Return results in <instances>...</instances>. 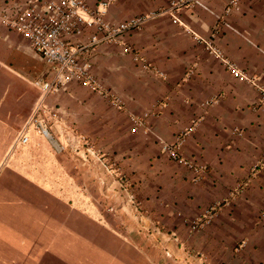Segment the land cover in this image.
<instances>
[{
    "label": "crops",
    "instance_id": "0c3cea01",
    "mask_svg": "<svg viewBox=\"0 0 264 264\" xmlns=\"http://www.w3.org/2000/svg\"><path fill=\"white\" fill-rule=\"evenodd\" d=\"M25 1L0 0V8ZM174 1L117 0L107 20L123 22ZM230 1L203 0L180 16L197 35L211 39ZM237 1L214 44L264 85V0ZM88 3L95 6L96 0ZM123 41L101 45L93 59L95 76L123 100V110L77 83L47 96L45 104L59 113L51 120L59 144L84 137L130 179L144 209L141 222L121 210L111 212L121 207L119 188L96 156L82 151L81 161L70 148L58 152L33 130L28 144L17 142L41 98L33 82L48 66L23 35L0 23V175L6 173L0 187V264H173L160 262L161 251L147 236L156 225L177 233L211 264H264V167L255 170L264 155L259 90L232 76L169 16ZM135 54L162 76L144 70ZM146 113L147 128L133 132L131 118ZM186 132L183 157L208 168L199 182L161 150V141L173 144ZM78 160L91 184L76 181ZM92 187L96 198L87 194ZM212 205H219L213 222L192 230V221ZM139 223L147 235L139 234Z\"/></svg>",
    "mask_w": 264,
    "mask_h": 264
},
{
    "label": "built area",
    "instance_id": "2783aa9c",
    "mask_svg": "<svg viewBox=\"0 0 264 264\" xmlns=\"http://www.w3.org/2000/svg\"><path fill=\"white\" fill-rule=\"evenodd\" d=\"M116 1L96 0L95 6H91L88 0H27L15 5L5 4L3 8H0V23L10 31L23 35L29 41L35 54L48 66L47 72L33 82V85L41 92V98L18 134L19 144H28L30 131L33 130L49 139L58 152H64L67 148L75 151L83 149L86 153L96 156L103 167L111 172L105 160L94 151L84 137H78L77 143H69L67 146L59 144L54 139L51 120H57L59 113L45 104V98L65 92L71 84L77 83L108 99L116 109L123 110L125 106L123 100L112 90L104 87L95 76L94 55L101 45L123 44L125 35L139 31L148 22L163 16L171 17L174 24L182 26L189 34L203 42L206 50L219 58L232 76L257 88L260 93L259 105L264 107V85L240 70L214 44V38L218 34L222 21L238 9L237 0H231L228 3L224 15L219 20L220 23L215 28L213 39H203L197 35L183 23L180 16L183 11L193 8L203 0H175L169 6L153 13L136 16L119 23H111L107 20V13ZM126 48L127 51L132 50L128 46ZM134 60L141 64L144 70H154L162 76V73L147 64L139 54H135ZM213 103L212 100L204 103L203 106L207 107ZM149 116V113L133 116L131 118L132 131L138 132L146 129ZM195 126L196 122L193 128ZM186 134L187 132L180 135L173 144L161 141V149L171 160L192 171L194 182H199L204 179L208 168L183 157L182 147ZM261 167H264V155L257 162L255 170ZM218 209L219 205H212L205 209L202 215L192 223L193 229H201L210 225ZM167 255L171 256L169 252Z\"/></svg>",
    "mask_w": 264,
    "mask_h": 264
},
{
    "label": "rangeland",
    "instance_id": "374dc122",
    "mask_svg": "<svg viewBox=\"0 0 264 264\" xmlns=\"http://www.w3.org/2000/svg\"><path fill=\"white\" fill-rule=\"evenodd\" d=\"M32 133H33V131H31L30 134H32ZM88 144L92 148L93 147L95 148L94 144H90L89 142H88ZM70 149L72 152H74L75 157L80 158L78 156H79V153L82 152L83 149L80 151H75L72 148H70ZM89 155H91V154H89ZM80 160H81V158H80ZM80 160H78L76 162L77 166L74 168V170L79 173L76 181L91 184V181H89V179H91V178H89L90 176H84L85 174H83V175L81 174L82 169H80V168H82V166H81L80 162L82 160L81 161ZM105 162H106L107 166L111 169V172H108L103 167V165H102V167L104 168V170L109 175H111L113 178H115V181H116L118 188H119V191L117 188L115 189V191L118 192V194L120 195V201H118V203H120L119 205H121V207L120 208H112V209H110L111 212H113V213L117 212L119 214L120 210H121L122 214L131 215L132 217L135 218V220L137 222H141L140 219L144 215V209L142 208L140 201L137 199L136 190H135V188L133 189V186H134L133 183L130 182V179L126 175L120 173V171L115 169L114 163L111 160L106 159ZM5 177H6V173L5 174L3 173L0 175V187L2 184H4ZM83 178H84V180H82ZM87 178H88V180H87ZM63 181H66V180L64 179ZM78 193H80V192H78ZM87 194H90L96 198L98 196V190H97V188L92 187L91 190L87 192ZM113 207H116V206L113 205ZM108 209L109 208H106L107 213H109ZM194 221H192V223ZM192 223L190 225V228L192 230H199V229H193ZM142 227H143V225L140 224L141 229L138 230L139 234L140 235H143V234L147 235V230L144 229L145 227L144 228H142ZM148 232L149 233L147 236L152 237L149 239H153L152 241H153L155 247H158L159 250L161 251L159 254V257H158V258H160V262H164L166 259V261H168V263H173V264H180L183 262H190V264H211L210 260L207 259V257H204L199 251H197L193 248H189L180 239V237L177 233L167 231L166 229H164L160 225H156L153 228V230H150ZM169 237H173V238L169 240L168 239ZM173 246L178 247V249H180V251L183 254L182 255H180V253H179V255L176 254V252L172 249ZM167 252H169L171 254V256H168Z\"/></svg>",
    "mask_w": 264,
    "mask_h": 264
}]
</instances>
